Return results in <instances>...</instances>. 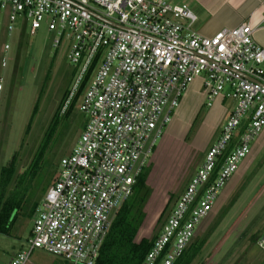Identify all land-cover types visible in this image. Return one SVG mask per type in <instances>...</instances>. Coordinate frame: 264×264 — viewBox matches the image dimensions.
Listing matches in <instances>:
<instances>
[{"label": "built area", "instance_id": "1", "mask_svg": "<svg viewBox=\"0 0 264 264\" xmlns=\"http://www.w3.org/2000/svg\"><path fill=\"white\" fill-rule=\"evenodd\" d=\"M0 16L7 36L16 22L29 35L43 26L53 50L66 48L74 76L67 101L88 76L76 106L83 128L35 210L27 249L8 264H29L33 251L94 264L189 85L201 81L205 108L217 98L231 103L140 262L175 264L264 129V50L253 30L244 23L199 36L187 7L166 0H0ZM255 246L264 257V231Z\"/></svg>", "mask_w": 264, "mask_h": 264}, {"label": "rangeland", "instance_id": "2", "mask_svg": "<svg viewBox=\"0 0 264 264\" xmlns=\"http://www.w3.org/2000/svg\"><path fill=\"white\" fill-rule=\"evenodd\" d=\"M4 25L5 19L0 16V61L3 45L9 48L5 67L0 66V169L14 157V172L19 175L32 159L62 95L70 91L74 76L65 58L66 48L53 50L43 26L29 35L26 28L18 31L16 22L7 36ZM34 105L36 111L31 116ZM196 106L193 97L177 109L179 119L173 136L168 133L161 143L160 139L156 141L143 169L150 193L136 242L157 235L163 219L199 167L203 153L218 136L221 124L218 128L213 125L214 112ZM225 106L230 109L231 103L225 102ZM83 125L76 107L73 118L54 137L52 154L57 160L70 153ZM249 153L220 190L211 217L192 240L191 247L205 238L190 264H264L255 246L264 231V129ZM32 219L20 220L8 236L0 235V264H8L14 253L27 249ZM29 264L67 263L33 251Z\"/></svg>", "mask_w": 264, "mask_h": 264}, {"label": "trees", "instance_id": "3", "mask_svg": "<svg viewBox=\"0 0 264 264\" xmlns=\"http://www.w3.org/2000/svg\"><path fill=\"white\" fill-rule=\"evenodd\" d=\"M87 80L88 76L84 77L81 85L68 101L66 100L68 91L62 95L28 166L16 175L15 159L12 157L8 165L0 169V235L8 236L13 225L20 220L29 221L44 193L54 181L59 161L52 154L54 137L58 136L59 129L73 118L81 90L85 87ZM35 111L36 105L32 109L31 116L35 114ZM216 173L217 169L213 171L211 180ZM149 193L147 171L142 170L135 181L132 194L115 213L94 264H140L156 237L155 235L150 239L135 241L144 219L143 207ZM215 206L216 203L211 213ZM211 213L208 218L211 217ZM199 232L198 229L197 233ZM204 239L192 247L190 243L175 264H190L201 249Z\"/></svg>", "mask_w": 264, "mask_h": 264}, {"label": "crops", "instance_id": "4", "mask_svg": "<svg viewBox=\"0 0 264 264\" xmlns=\"http://www.w3.org/2000/svg\"><path fill=\"white\" fill-rule=\"evenodd\" d=\"M173 5H185L195 17L191 30L199 36L210 38L221 30L237 28L241 24H248L253 30L252 40L264 50V31L261 19L264 14V0H166ZM193 97L197 100L196 108L203 106L201 81L194 80L182 94L178 108ZM195 108V107H194ZM230 108V106H229ZM175 110L165 133L160 137L159 143L168 133L172 135L178 124L179 111ZM210 109L214 112L215 128L223 122L229 109L220 98L214 100ZM173 136V135H172ZM200 145V144H199ZM155 149V148H154ZM157 150V149H156ZM202 150V149H201ZM204 150V149H203ZM202 150V151H203ZM204 155V153H203ZM202 155V160H203ZM196 160V157H194ZM200 161L202 162V160ZM201 164V163H200ZM217 203V201H216ZM197 234V232H196ZM196 236V235H195Z\"/></svg>", "mask_w": 264, "mask_h": 264}]
</instances>
